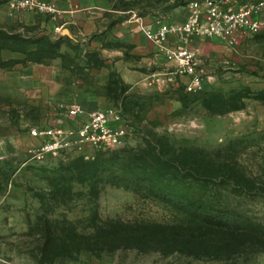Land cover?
I'll return each mask as SVG.
<instances>
[{
  "label": "rangeland",
  "instance_id": "374dc122",
  "mask_svg": "<svg viewBox=\"0 0 264 264\" xmlns=\"http://www.w3.org/2000/svg\"><path fill=\"white\" fill-rule=\"evenodd\" d=\"M112 1L121 15L109 21L132 15L156 31L205 0ZM229 2L260 5L259 31L173 37L195 58L185 75L148 39L136 53L115 33L93 45L76 26L50 32L37 13L0 23V264H264V0ZM17 71L29 74L21 90L8 77ZM71 105L119 111L124 141L92 158H35L31 128ZM195 213L255 237H216L232 247L196 256L163 239L127 241L194 226Z\"/></svg>",
  "mask_w": 264,
  "mask_h": 264
},
{
  "label": "built area",
  "instance_id": "2783aa9c",
  "mask_svg": "<svg viewBox=\"0 0 264 264\" xmlns=\"http://www.w3.org/2000/svg\"><path fill=\"white\" fill-rule=\"evenodd\" d=\"M9 5L15 12L37 13L52 19L59 15L51 0H11ZM261 9L260 5L251 3L234 8L229 0L196 1L189 5V17L183 23L163 25L156 31L145 28L142 23L139 25L151 43L162 47L168 62L176 63L174 74L185 75L196 65L195 58L184 48L172 47L170 43L173 37L185 40L233 39L239 34H256ZM201 83L200 77L193 75L190 90L201 89ZM126 133L119 111H89L79 105H71L62 120L31 128L29 135L36 142L31 153L35 158L63 154L92 158L97 153L115 149L124 141Z\"/></svg>",
  "mask_w": 264,
  "mask_h": 264
},
{
  "label": "crops",
  "instance_id": "0c3cea01",
  "mask_svg": "<svg viewBox=\"0 0 264 264\" xmlns=\"http://www.w3.org/2000/svg\"><path fill=\"white\" fill-rule=\"evenodd\" d=\"M11 0H0V23L14 25L20 18L26 19L33 13L15 12L10 9ZM56 5L59 15L46 24L51 31H60L64 35L68 34V28L76 26L85 38H90L93 45H99L102 41L114 38L113 33L123 43L134 45L137 48L136 53H142L147 44V38L141 32L139 22L136 16L125 17L121 20L109 21L110 16L117 17L121 15L112 0H51ZM45 19L46 17L43 16ZM42 18V19H43ZM119 63H124L120 60ZM118 63V67H119ZM9 84L3 85L6 89L12 88L21 90L26 87L29 78L28 72L17 71L9 74ZM5 89V90H6Z\"/></svg>",
  "mask_w": 264,
  "mask_h": 264
},
{
  "label": "trees",
  "instance_id": "16d2710c",
  "mask_svg": "<svg viewBox=\"0 0 264 264\" xmlns=\"http://www.w3.org/2000/svg\"><path fill=\"white\" fill-rule=\"evenodd\" d=\"M28 62L40 63L36 60H28ZM190 217L193 220L189 222L196 225H178L174 229H167L164 230V232L156 231L152 233L151 231L147 230L146 232L139 233V231H137L134 232V235L128 237L127 241L146 239L153 240L152 237L155 239V241H158V239H163L169 242L173 247L177 248L173 250L174 252L196 256V253H199V251L208 250L211 251V253H220L222 250L232 247L227 245L226 242H219L216 240V237L223 238L221 236H226L224 239L236 237L239 240L237 245L241 244V240L249 239L251 241L254 239L253 237H255L254 235L248 236L243 233H239V231H232V227H227L226 224H223L222 221L218 220V218L213 214L195 213ZM224 226L231 229H225ZM210 237H212V239Z\"/></svg>",
  "mask_w": 264,
  "mask_h": 264
}]
</instances>
